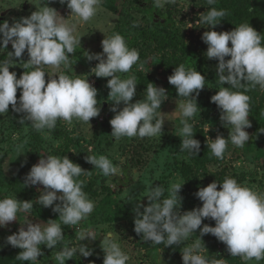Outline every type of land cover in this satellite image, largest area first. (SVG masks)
Masks as SVG:
<instances>
[{"label": "rangeland", "instance_id": "374dc122", "mask_svg": "<svg viewBox=\"0 0 264 264\" xmlns=\"http://www.w3.org/2000/svg\"><path fill=\"white\" fill-rule=\"evenodd\" d=\"M47 3L69 24L75 25L73 35L77 39L81 37V45L77 44L75 53L70 54L68 67L61 65L59 69H54L45 65L43 70L49 74L64 73L72 78L79 75L82 79H88L97 89V107L100 106L101 111L99 116L90 120L91 128L76 118L71 123L58 119L54 129H44L42 132L36 131L28 121L20 124L18 121L23 114L13 112L11 105L8 113L0 116V199L17 198L34 202L30 212L20 211L17 213V221L0 227V264H33L31 261L16 259L21 249L6 242V237L16 233L24 223L31 221L44 226L49 219L60 223L58 213H54L50 207L35 203L40 195L38 189L42 190L43 186H25L31 167L44 155H65L82 169L90 171L76 179L82 181L83 185L92 186L97 194L84 191L95 204L93 212L77 225L61 223L63 241L53 249L41 245L43 255L38 257L36 264H59L55 255L65 245L79 249L82 244L92 250V255L85 258L77 251L65 264H103L104 252L100 241L109 232L120 244L122 251L130 257L127 264H183L181 252L199 239V229L180 245L170 247L144 241L134 231V209L138 204L148 205L147 196L153 186L163 187L162 200L168 198L171 185L185 182L177 196L178 204L181 198V214L202 206V202L195 196L198 188L206 187L214 180L222 182L225 177L234 178L242 186L264 194V133L259 132V129H264V89L259 85L254 88L248 86L249 90L245 93L250 97L249 104L256 113L251 109L249 111L248 119L252 127L245 129L250 136L245 147L238 148L229 140L223 159H218L206 144L207 138L215 139L218 134L227 139L231 127L222 125L220 109L211 102V96L222 85L216 77L218 61L206 57L207 45L201 39L205 31H227L225 18H221L214 28L199 23L201 13L206 14L213 7L223 9V0H215L211 5L208 0H175V3L161 0L162 7H156L153 0H102L96 15L88 22L69 16L70 9L59 0H0V23L7 20L11 26L13 19L28 17ZM255 4L264 13V0L245 2L250 7ZM114 33H119L130 49L139 52V60L128 73H117L121 79L135 77L136 95L132 102L146 100L145 89L149 82L166 90V97L162 98L166 100L161 104V109H157L158 113H164L165 121L162 133L156 136L122 137L118 142L111 136L109 121L115 113L110 108L115 102L113 97L108 96L110 90L106 87L110 78L96 77L91 69L99 61H89L84 54L102 52L101 41ZM8 51H13L11 43L7 49L0 50V62L8 59ZM14 59L17 66L10 67L9 71L16 72L17 78L25 70L31 71L23 69V62H20V59L27 61V51L22 58ZM180 64L186 69H196L206 79L204 89L196 96L198 111L192 118H188V123L193 125L194 138L201 143L197 155L180 150L183 139L180 129L183 125L177 104L187 98L177 96L175 87L168 82V76ZM45 79L47 82V74ZM232 90L244 91L243 88ZM20 94L21 90L17 89L18 104ZM192 95L195 96V93ZM123 106L121 103L118 110ZM93 155L106 156L119 168V172L104 176L100 169L85 160L86 156ZM176 161L185 163L184 170L178 168ZM186 179L189 180V187ZM139 210L143 212V207ZM204 224L215 226V221L204 219L201 227ZM23 226L26 228V225ZM82 230L91 231L95 240H79ZM201 239L198 251L208 260L222 259L224 264H264V259L245 260L240 256H231L226 245L211 234Z\"/></svg>", "mask_w": 264, "mask_h": 264}, {"label": "clouds", "instance_id": "9594fccd", "mask_svg": "<svg viewBox=\"0 0 264 264\" xmlns=\"http://www.w3.org/2000/svg\"><path fill=\"white\" fill-rule=\"evenodd\" d=\"M59 2L70 9L69 16L88 22L96 15L102 0ZM153 2L156 7L163 6L161 0ZM167 2L175 3V0ZM214 3L215 0H208V4ZM225 15V10L213 7L206 14H200L199 23L214 28ZM74 31L75 25L69 24L48 3L28 17L13 19L11 26L7 20L0 23V50L7 49L9 43L13 49L7 52V60L0 62V116L8 113L11 105L13 112L23 114L18 122L25 124L28 121L38 132L54 129L58 119L71 123L76 118L91 128L90 120L99 116L101 111L100 106L97 107V89L88 79H82L79 75L72 78L64 73L49 74L43 70L45 65L54 69H59L61 65L69 66L70 54L75 53L77 44L81 45V37L77 39L73 35ZM201 39L207 45L206 57L218 61L216 77L222 85L211 96V102L220 109L222 125L231 126L227 139L218 134L215 139L207 138L206 144L212 155L223 159L229 140L234 146L243 148L250 139L249 133L245 131L252 127L248 119L250 97L245 93L249 90L248 86L254 88L259 85L264 89V43L261 34L249 23H242L231 31H205ZM101 46L102 52H85L84 56L89 61H99L91 69L96 77L110 78L106 87L110 90L108 96L113 97L115 102L110 108L115 113L109 121L111 136L118 142L122 137L144 138L162 133L164 113H158L157 109H161V104L166 100L162 99L166 97V90L149 82L145 89L146 100L132 102L136 95L135 77L121 79L117 73H128L139 60V52L130 49L119 33L105 37ZM25 51L28 59L26 62L20 59V62H23V69L31 71L25 70L17 78L16 72H10L9 69L17 66L14 58H22ZM226 57L230 59L226 60ZM205 80L201 72L186 69L183 64L176 66L168 76V82L175 87L177 96L187 98L177 104L183 125L180 129L183 137L180 150H187L194 155L199 153L201 143L194 138L193 125L188 123V118L198 111L196 96L204 89ZM240 88L244 91L232 90ZM17 89L21 90L19 104ZM121 103L124 106L118 110ZM259 132L264 133V129H259ZM85 160L100 169L104 176L119 172V168L104 155L86 156ZM84 172L90 171L82 169L65 155L41 156L38 163L31 167L25 186H43L42 190L38 189L40 195L35 203L58 213L60 223L49 219L42 226L27 221L23 224L26 228L22 225L16 233L7 236V244L21 249L16 259L36 264L38 257L43 255L41 245L53 249L63 241L61 223L77 225L93 212L94 202L83 191V182L76 179ZM183 184L171 185L168 198L162 200L163 187L158 185L150 189L148 205L138 204L134 209V231L137 235H141L144 241L170 247L180 245L199 229V239L181 252L183 264H224L222 259L208 260L199 254L201 237L206 234L223 242L231 256H240L245 260L264 259V194L242 186L234 178L225 177L222 182L214 180L206 187L198 188L195 196L202 206L181 214V198L178 204L177 196ZM33 204V201L17 198L0 199V227L17 221L18 212H30ZM140 207H143V212L139 210ZM204 219L215 221V226L204 224L201 227ZM86 238L95 240L91 231L82 230L78 239L84 241ZM100 247L104 252L103 264H127L130 259L113 239L111 232L100 241ZM77 251L85 258L92 255V250L85 244L79 249L65 245L56 253L55 260L65 264Z\"/></svg>", "mask_w": 264, "mask_h": 264}, {"label": "trees", "instance_id": "16d2710c", "mask_svg": "<svg viewBox=\"0 0 264 264\" xmlns=\"http://www.w3.org/2000/svg\"><path fill=\"white\" fill-rule=\"evenodd\" d=\"M244 1L246 2L247 0H223V10L226 12L224 20L227 31L233 30L242 23H249L252 24L253 28H258L255 30L261 34L263 38L262 42H264V13L261 11L258 4L250 7L249 5H245ZM229 46H231L230 42ZM250 109L253 110V112L255 111L252 106H250ZM254 114L256 113L254 112ZM176 164L181 171L184 170L185 163L176 161ZM186 183L189 187L188 179H186ZM83 191L92 195L97 194V191L89 184L83 185Z\"/></svg>", "mask_w": 264, "mask_h": 264}]
</instances>
